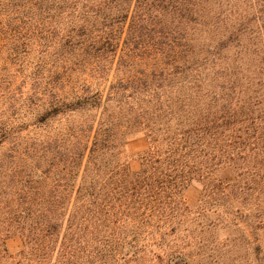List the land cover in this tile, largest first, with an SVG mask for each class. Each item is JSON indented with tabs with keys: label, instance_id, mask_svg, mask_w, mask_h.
Segmentation results:
<instances>
[{
	"label": "trees",
	"instance_id": "obj_1",
	"mask_svg": "<svg viewBox=\"0 0 264 264\" xmlns=\"http://www.w3.org/2000/svg\"><path fill=\"white\" fill-rule=\"evenodd\" d=\"M201 1L0 0V51L20 65L25 77L19 90L27 84L32 90L23 105L35 112L30 124L0 128V146L12 144L0 164L12 198L0 225V264L137 263L148 248L146 237L161 233L185 210L190 182L210 178L200 167L237 161L245 150L264 155V127L243 108L197 112L186 127L149 122V90L159 99V90L171 87V75L165 69L134 74L136 59L157 51L184 72L185 63L175 59L184 46L164 18L188 24ZM113 66L124 77L106 94L94 91L89 79L71 99L59 93L66 90V73L103 79ZM197 71L199 83L207 82ZM93 111L100 112L91 121L48 131L60 116ZM136 127L149 141L139 171L120 152ZM30 128L35 137L24 140L21 134ZM17 235L23 247L14 256L7 241Z\"/></svg>",
	"mask_w": 264,
	"mask_h": 264
},
{
	"label": "rangeland",
	"instance_id": "obj_2",
	"mask_svg": "<svg viewBox=\"0 0 264 264\" xmlns=\"http://www.w3.org/2000/svg\"><path fill=\"white\" fill-rule=\"evenodd\" d=\"M195 8L197 13L193 21L185 25L171 15L164 18L184 46L183 52H178L175 58L181 66L185 63L184 72L172 68L171 56L157 51L151 50L150 54L136 59L134 74L165 69L171 75V87L159 90V99L149 90L148 100L153 103L146 107L154 112H150L149 122L156 123L155 128L176 123L186 127L196 118L197 112L221 110L225 105L243 108L248 117H254L258 125L264 127V0H202ZM8 55L0 51V128L7 122L16 126L23 122L30 124L35 113L33 108L23 105L32 95L31 86L24 85L21 93L19 88L25 75ZM120 55L119 51L118 57ZM168 58L171 59L166 60ZM198 68L206 69L201 77L208 76L207 82L199 83ZM115 69L113 66L103 79H90L82 72H68L66 90L59 93L66 96V100L71 99L89 79L94 91L106 94L110 84L124 77ZM157 101L161 102L156 104ZM181 106L185 109L182 113ZM98 112L60 116L50 122L48 131L58 133L65 125L67 128L91 121ZM163 113L173 116L165 117ZM170 117L173 121L169 123ZM122 123L126 125L127 118H122ZM21 137L24 140L35 137L32 128ZM148 146L144 130L139 127L130 130L120 151L123 161L132 170L139 171L140 155ZM11 147L10 142L0 146V164L6 162ZM262 158L264 155L257 157L251 150H245L242 159L237 161L216 166L208 164V170L200 167L210 178H195L190 182L183 195L185 210L178 211L170 226L161 233L147 236L145 255L139 262L129 264H264ZM9 182L8 174L0 170V225L7 218L3 210L6 202L12 199ZM7 246L16 256L23 243L17 235L7 241Z\"/></svg>",
	"mask_w": 264,
	"mask_h": 264
}]
</instances>
